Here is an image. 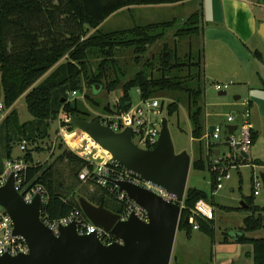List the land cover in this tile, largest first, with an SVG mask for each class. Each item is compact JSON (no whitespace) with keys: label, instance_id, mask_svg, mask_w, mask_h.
Here are the masks:
<instances>
[{"label":"trees","instance_id":"1","mask_svg":"<svg viewBox=\"0 0 264 264\" xmlns=\"http://www.w3.org/2000/svg\"><path fill=\"white\" fill-rule=\"evenodd\" d=\"M185 1L188 0H0V73L4 90L3 105L5 111L9 112L15 103L26 95L25 101L33 117L27 123H22L18 111L13 109L2 121L0 175L5 171L6 164L3 160L7 163L12 159L18 140L21 141L20 145L23 141L29 143L25 157L28 162L35 161L34 153L45 150L37 146L48 144L46 140L50 137V124L58 122L62 112L63 125L68 126L69 131H73L72 126L68 124L71 117L88 120V115L79 110L77 100L69 101V96L73 92L80 93L84 87L83 82L87 83L94 93L98 92V86L103 89V79L106 78L108 70L114 69L118 52L125 48L133 49L135 60L139 63L150 47L163 38L164 34L158 33L159 29L172 25V22L152 23L148 26H134L131 29L103 33L100 31L103 22L123 8L179 4ZM202 22L203 11H199L188 18L185 28L177 31L175 36L180 39L201 36ZM165 53V56H168L162 58V77H148L144 72L137 73L123 86L116 107L121 112L131 109L134 102L130 92L133 87L140 89L142 97L146 99L155 97L159 92H185L189 100V118L193 122L191 134L200 142L205 131L204 109L200 100L203 91L201 88L190 87L188 82L181 78L167 76V72L175 68L196 66L199 68L197 76H204L202 54H199L195 64L175 65L171 64L172 50L167 47ZM97 56L101 57V61L97 65V72L94 73L89 63L91 58ZM118 85V81H113L108 90L113 92ZM111 109L110 105L105 108L107 112H111ZM178 112L179 103H170L168 114ZM92 121H98V118ZM71 134L73 133L66 136ZM258 138L259 134L253 131V145ZM57 152L58 157L54 163L33 166L28 173L31 184H41L49 192L50 203L47 210L52 220L66 218L76 210L83 212L79 203L83 197L92 204L103 205L118 215L124 211L125 204L118 200V193L111 188L93 185L95 190L92 193H82V190L78 192L75 184L77 181L80 185H92L79 180V173L87 162L76 156L63 142L58 144ZM55 154L53 152L51 156ZM211 154L208 164L201 157L194 160L192 169L205 170L207 167L210 170ZM211 187L216 190L214 173ZM187 189L179 231L187 230L190 236L192 224H187L185 220L193 214L197 203L204 201L214 207L216 204L205 191L191 186ZM252 199L245 200L251 215L244 219L245 225L237 231L235 241L251 246L248 256L253 259V264H264V238L254 239L246 236L247 233L264 229V207L254 206ZM223 209L232 210L226 207ZM196 222L200 231L214 238V219L206 220L197 216Z\"/></svg>","mask_w":264,"mask_h":264},{"label":"rangeland","instance_id":"2","mask_svg":"<svg viewBox=\"0 0 264 264\" xmlns=\"http://www.w3.org/2000/svg\"><path fill=\"white\" fill-rule=\"evenodd\" d=\"M198 3L201 4L202 1L184 2L183 4L135 6L123 10L105 21L100 26V31L103 33H113L117 30L131 29L134 26H148L152 23L172 22V25L167 26L165 29H159L158 33H163V38L150 47L148 53L140 59L139 63L135 60L134 50L125 48L123 51L117 53V63L114 69L111 68L108 70L106 78L103 79V89H100V87L98 92L94 93L89 85L83 82L82 85L84 87L80 93H84L85 98H82V96L71 98L70 95L69 101L73 102L77 100L79 110L88 115V120L97 119L100 114L106 113V106L110 105L113 107L115 105L116 101L119 100L122 95L125 83L133 79L137 73L144 72L148 77H151V75L155 78L162 77V58L168 56H165V54H167L165 53L167 47H169L173 53L171 64L188 65L190 63H197L200 51L203 49L202 42L197 36L194 38L187 37L180 39L175 36V33L185 28V23L188 18L195 14V8ZM255 52L256 51L248 53V56L247 53H245V56H247L245 60L249 66L248 69L250 73L252 74L254 70L256 73L257 71L259 72V75L255 74L252 78L253 82L249 83V85L237 79L232 82L228 81L233 77L227 78L226 75H223L222 78L216 77V80L208 76L206 79L205 76L198 77L199 68L196 66L175 68L167 72V76L181 78L183 81L188 82L190 87L202 89L203 94L200 100L201 106L204 109V123L206 118L212 121L214 119H219L222 122H228L227 116L229 114L240 115L245 112V107L242 103L252 102V125L259 134L258 140L251 148L250 160L248 162H243L238 168L230 169L232 178L224 183L223 190H214L211 187V173L207 167L205 170H193L191 167L189 186L205 191L209 198L217 205L234 209L228 211L220 207L215 209L217 211L216 221L214 220L215 235L213 239L202 231L195 230L193 225L190 227V236L187 230L178 231L172 264H177L178 260L179 264H253V259L251 260L248 256L251 246L236 242L235 237L236 230L240 231L245 225L244 217L251 215L249 209H241L243 201L253 198L252 204L254 206L264 207V186L262 185L259 196L255 197L253 195L254 179H261V175L264 174V46L260 52L261 59L258 57L256 58ZM191 54L193 58H191ZM228 54L223 58L224 64L229 65V62H231V64H238L240 62L237 57L235 59H230V52ZM100 61L101 57L99 56H97V58H91L89 64L93 67L94 73L97 72V65ZM213 70L214 68L210 69V71ZM113 81H118L119 85L116 90L110 92L108 86ZM215 85H228L229 88L225 90L226 95L220 96V92L215 90ZM130 93L132 101L135 104L139 103L140 96L138 94V88L133 87ZM155 97L164 103L163 118L168 121V128L173 139L176 154L187 152L192 155L193 162L203 157L206 164H208L209 155L205 151V146L195 140L191 134L193 122L189 118L188 94L181 91H169L159 92ZM25 98L26 95L22 96L16 102V109H10V111L13 109L18 111L20 122L22 123H27L33 118L29 112ZM235 98H240V101H236ZM1 101H4V90L1 85L0 77V102ZM173 102L179 103V112L169 115V104ZM6 113L9 114L6 111L5 113L0 112L1 122L6 118ZM63 127L65 128L63 121L61 123L59 121L52 122L49 131L50 137L46 140L48 144L37 146L45 149L39 153L43 165L47 164V162L49 164L54 163L57 160V146L61 142L65 143V146L70 150L69 144L72 147H77L82 141H84L85 145L87 141H89L91 142L90 145L93 147L96 146L95 148L100 149L102 153L111 156L107 151L96 145L92 139L83 132L67 135L65 136L67 140L64 139L61 136ZM14 135L13 133V136ZM20 142L21 141L18 140L15 143L13 157L21 154ZM0 143L1 150V137ZM220 149L226 157L231 156L230 148L227 144L221 145ZM53 152L56 154L51 156ZM34 155L36 154L34 153ZM257 162H261V164L258 165L256 164ZM3 163L6 164L4 160ZM65 173L64 171V174ZM75 184L78 192L82 190V193L86 191L92 193L95 190V187L89 184L80 185L78 181ZM246 236L254 239L264 238V229L255 233H247Z\"/></svg>","mask_w":264,"mask_h":264},{"label":"water","instance_id":"3","mask_svg":"<svg viewBox=\"0 0 264 264\" xmlns=\"http://www.w3.org/2000/svg\"><path fill=\"white\" fill-rule=\"evenodd\" d=\"M222 95H226V92L222 91ZM68 124L73 132H85L125 168L167 190L177 200L167 202L140 186L111 181L121 192H126L133 202L146 209L149 222L145 223L135 215L122 222L118 214L103 205L96 206L83 197L79 201L80 208L88 220L122 241L106 245L99 241L96 234L79 235L76 222L61 227L59 235H55L41 220V197L27 204L16 189L15 175L11 174L8 182L0 186V205L13 220L14 234L22 236L30 246V253L2 256L0 264H172L184 210L181 204L187 194L193 158L187 152L176 154L168 121L163 119L160 139L153 150H144L134 144L131 128L115 133L101 120L76 117H71ZM227 129L233 133L237 125H228ZM214 131L215 126H212L210 132ZM219 154L216 152L217 156ZM243 155L246 159L250 157L246 153ZM261 180L264 186V174ZM241 205L247 207L244 202ZM185 221L189 224V218Z\"/></svg>","mask_w":264,"mask_h":264},{"label":"built area","instance_id":"4","mask_svg":"<svg viewBox=\"0 0 264 264\" xmlns=\"http://www.w3.org/2000/svg\"><path fill=\"white\" fill-rule=\"evenodd\" d=\"M229 88L228 85L221 86L215 85V90L222 93ZM140 96L139 103H133L130 110L121 112L117 109V100L112 107L111 112L100 114L98 120L111 128L115 133H121L129 128L132 129L133 143L139 148L144 150H153L160 139V132L163 122V109L164 103L159 101L157 97L143 98L142 92L138 89ZM85 94L73 92L71 98H78ZM245 112L242 113L240 123L237 122L235 115H228V123L237 125V129L230 133L224 125L215 126V131L210 132V126H205L204 136L200 142L205 146V151L211 156V172L215 174V183L217 190L224 189V183L232 178L230 169L238 168L243 162L249 161L243 153L251 154L253 146V131L251 116V103H243ZM0 112L5 113V105L0 102ZM7 115V113H6ZM162 116V118H161ZM63 120V112L60 114L59 122ZM62 126V125H61ZM74 133L69 131L68 126L62 128L61 136L66 139V134ZM229 139V140H228ZM67 140V139H66ZM90 140V139H89ZM91 141V140H90ZM93 143V142H92ZM28 142L23 141L20 145L21 154L12 157L6 163L5 171L0 175V186H4L11 177L15 175V185L17 191L23 196L25 202L30 204L40 196L41 197V220L46 227L52 229L55 235H59L60 228L76 222L78 233L81 236L96 234L99 241L106 245L113 243H122L121 239L115 238L112 234L94 226L86 217L84 211L76 210L66 218L60 220H52L47 210L50 203V195L46 187L41 184H31L29 182V169L33 166L43 165L42 161L35 159L33 163L28 162L25 155L28 150ZM91 142L87 141L86 145L82 141L77 147H72L70 150L79 158L84 159L87 164L84 165L79 173V180L83 183H91L92 186L102 188H111L118 193V200L125 204V209L119 213V220L122 222L128 221L133 215L138 216L140 220L145 223L149 222V215L145 208H142L137 203L133 202L126 192H121L119 187L112 184L111 181L128 182L134 186H140L152 193H156L167 202H176L177 198L170 194L167 190L146 181L141 175L132 172L125 168L120 162L116 161L113 156L105 155L90 145ZM94 144V143H93ZM227 144L230 148L231 156L226 157L222 154L220 146ZM55 146V145H54ZM219 150V156L216 155ZM262 180L254 179V196L260 195L262 188ZM184 207V202L181 204ZM196 209L189 217V224H192L195 230H200L199 224L196 222V217H203L206 220L214 219L215 210L213 206L204 201H200L196 205ZM185 208V207H184ZM14 223L8 212L0 205V257L9 255L11 257L17 255H28L30 253V246L26 243L22 236L14 234Z\"/></svg>","mask_w":264,"mask_h":264},{"label":"crops","instance_id":"5","mask_svg":"<svg viewBox=\"0 0 264 264\" xmlns=\"http://www.w3.org/2000/svg\"><path fill=\"white\" fill-rule=\"evenodd\" d=\"M201 1H202L201 4L198 3L196 5L195 13H198L199 11L201 12L203 11V22L201 25L203 29V34L197 37L202 42L201 44L203 47L200 53L202 54L201 56L204 64L205 79L208 76L216 80V77L222 78L223 75H226L227 78L233 77L230 78L228 81L232 82L237 79L239 81L240 80L243 81L244 84L249 85V83L253 82L252 78L255 76V74L259 75V72L257 71L256 73L254 70L251 74L248 69L249 66L247 65L245 59L248 56V53H251L253 51H256L255 52L256 58L257 57L259 59L262 58L260 52L262 47L264 46V0H201ZM185 2L187 3L198 2V0H188ZM131 7H135V6H131ZM126 9L128 8H123L115 12V14H118ZM229 52H230V59H235L236 57L239 59L240 62L238 64H234V63L231 64V62H229V65L224 64L223 58ZM245 53H247V56H245ZM211 68H214V70L210 71ZM1 102L3 103V101ZM250 103L252 105V102ZM13 108L16 109V103ZM232 115H235L237 117L236 123H240L241 114L240 115L232 114ZM1 124L2 122L0 121V125ZM206 125H209L211 128L212 126H217V125H224L225 127H228V125L231 124L225 121L222 122L219 119H214L212 121V120H207L206 118L205 126ZM254 131L258 133L255 127H254ZM217 152H219V150H217ZM34 159L41 160L39 157V153L34 155ZM209 171L211 173V181H210L211 183L212 172L211 170ZM188 186H189V182H188ZM243 202L245 203V201ZM217 207L223 209L226 206L223 207L216 204V207L213 206L214 210ZM226 208L234 209L231 207H226ZM244 208L249 209V205H247V207L242 206L241 209ZM224 210L228 211L229 209H224ZM216 211L217 210H215V216H214L215 221H216ZM246 217H244V219ZM250 251L248 253H250ZM177 264H179V260L177 261Z\"/></svg>","mask_w":264,"mask_h":264},{"label":"bare ground","instance_id":"6","mask_svg":"<svg viewBox=\"0 0 264 264\" xmlns=\"http://www.w3.org/2000/svg\"><path fill=\"white\" fill-rule=\"evenodd\" d=\"M81 132H83V131H81ZM74 133H78V132H74ZM83 133H85V132H83ZM86 134V133H85ZM89 138H91L88 134H86ZM92 139V141L96 144V145H98V146H100L102 149H104L100 144H98L96 141H94L93 140V138H91ZM105 150V149H104ZM105 151H107V150H105ZM108 152V151H107ZM109 153V152H108ZM110 154V153H109ZM111 155V154H110Z\"/></svg>","mask_w":264,"mask_h":264}]
</instances>
